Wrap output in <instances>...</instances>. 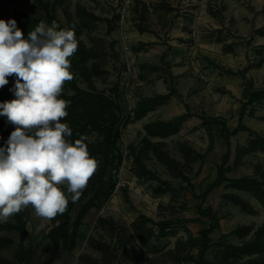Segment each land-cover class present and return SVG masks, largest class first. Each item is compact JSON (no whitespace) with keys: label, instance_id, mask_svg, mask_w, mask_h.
Here are the masks:
<instances>
[{"label":"rangeland","instance_id":"1","mask_svg":"<svg viewBox=\"0 0 264 264\" xmlns=\"http://www.w3.org/2000/svg\"><path fill=\"white\" fill-rule=\"evenodd\" d=\"M44 1L56 6L58 20L74 28L76 38L89 51V60L76 70L78 85L117 103L122 110L120 119L132 117L109 149L104 146L106 118H93L91 112L78 109L61 120L72 129V142L82 135L87 137L89 155L99 161V166L72 211L75 218L80 208L94 198V206L82 219L76 246L70 252L61 250L52 264H197L184 257L198 252L188 242L190 236H199L202 227V223L194 221L199 217L198 202L189 193L179 191L178 185L187 184L184 175L194 191L202 193L215 179L225 151L220 125H211L210 135L201 116L223 117L233 128L244 108L243 123L264 134V94L243 107L250 84L264 89V37L253 33L255 23L250 24L245 15L241 20L249 24L248 28L237 25V15H230L227 26L223 20L221 28H205L200 13L183 10H195L199 0L188 1L187 6L184 0H133L124 20L119 15L121 0ZM84 10L101 19L88 17ZM17 12L36 19L23 27L17 25L25 38L41 21L51 26L36 0H0V19H13ZM153 66L161 69L154 70ZM8 80L13 88L16 77ZM170 87L180 94H173L143 118L133 119L141 100L167 93ZM74 94L66 81L59 98L72 101ZM15 98L13 93L11 100ZM188 109L192 115L175 134H147V123L172 119ZM15 127L0 116V132L5 131L3 147ZM250 138L248 131L231 137L232 154L226 175L229 179L248 176L264 182V153H246L242 149ZM136 156L159 179L138 175ZM160 179L172 182L175 190L158 193ZM61 186L70 196L67 186ZM234 196L242 198L248 208ZM263 202L264 195L258 198L230 181L208 195L206 205L218 219L206 253L209 264H225L226 245L240 246L253 239L254 231L264 224ZM17 214L19 219L12 216L7 221L19 223L24 231L0 227V236L12 239L9 246L0 249V264H44L52 249L49 233L59 223V214L52 220L44 219L35 214L31 205ZM142 215L155 222L181 218L192 221L175 224L167 236L161 237L155 224L139 221ZM202 221L208 223L207 218ZM247 226L252 229L249 235L237 232ZM236 256L231 260L245 262L250 258L240 252Z\"/></svg>","mask_w":264,"mask_h":264},{"label":"clouds","instance_id":"2","mask_svg":"<svg viewBox=\"0 0 264 264\" xmlns=\"http://www.w3.org/2000/svg\"><path fill=\"white\" fill-rule=\"evenodd\" d=\"M78 49L74 28L41 21L27 38L15 19H0V89L15 76V99L0 103V116L15 125L0 147V222L31 205L38 217L63 214L69 199L80 200L99 161L91 157L81 136L61 120L71 101L60 99L73 79L69 58Z\"/></svg>","mask_w":264,"mask_h":264},{"label":"trees","instance_id":"3","mask_svg":"<svg viewBox=\"0 0 264 264\" xmlns=\"http://www.w3.org/2000/svg\"><path fill=\"white\" fill-rule=\"evenodd\" d=\"M39 8L44 11L46 16V21L51 24L52 21H56L60 28H67L62 24L56 15V6L54 4H49L44 0H36ZM64 2L65 0H59V2ZM85 15L95 20H100L98 16L93 13H88L84 10ZM13 19L17 21V25L23 27L29 21L35 22L36 19L27 13L17 12L14 14ZM110 22V21H109ZM113 28L110 27L109 31ZM253 33L256 35L264 36V26L256 28L253 30ZM78 41V49L72 56L70 63V71L73 74V79L70 82L71 88L74 90L75 94L73 95L71 104L66 108L67 112H74L78 109L84 112H91L93 118H106L107 127L103 130L104 134V146L109 149L115 143V140L120 137V129L124 127L131 119V115H126L120 119L122 114L121 107L115 103L110 98L106 97L101 93H92L82 89L76 79V70L81 65L85 64L89 60V51L87 50L85 44L82 41ZM154 70L161 69L159 66H153ZM231 74L241 73L240 71L234 72L230 71ZM171 74L169 77L171 78ZM11 84L5 85L0 89V102L10 101L13 97V92ZM173 94H180L175 87H170L169 91L164 94H156L152 97H147L141 100L138 107L134 111L133 119L139 120L146 116V114L154 110L157 106L164 104ZM264 94V89H255L252 84L249 85L247 90V101L243 102V107L250 105L260 99ZM189 109L176 117H173L169 120H157L154 122H149L145 125V130L150 136H160L167 137L172 134H175L181 124L191 116ZM244 117V108L239 111L237 118V125L231 127L228 125L227 120L220 116H201L203 126L208 130L209 134L212 135L210 126L213 124L220 125V133L225 141V151L221 156L220 163L217 165L216 177L215 179L208 183L202 193L197 194L194 191V186L192 182L183 175V179L187 182L186 185L179 184L178 190L182 192L189 193L194 199L197 200L196 210L199 215L198 218L194 221L202 223V227L199 229L198 237L190 236L188 242L191 247H197L198 252L196 256L187 255L184 257L185 261H193L197 264H209L206 259V253L211 247V237L210 234L218 228V219L215 215V212L210 206L206 205V199L208 195L217 187L221 186L224 182L230 181L234 185H237L243 189L253 192L258 198H261V195H264V182L259 181L255 177L244 176L241 178L229 179L226 175L227 165L231 159L232 154V143L231 137L240 131H248L250 134V140L248 145L243 149L244 152H263L264 153V134L257 132L256 130L248 127L243 123ZM96 120V119H95ZM5 133L4 130L0 132V147H3L2 144V134ZM95 147V146H93ZM196 156L205 159V156L200 153H196ZM135 163L138 166V175L146 176L149 179H159L154 172L148 169L141 161L140 157L136 156ZM160 185L156 189L158 193H166L168 191H174L175 188L173 183L167 180L160 179ZM61 190H63V187ZM100 193V192H99ZM66 194V193H65ZM66 196H68L66 194ZM98 196V193L96 194ZM69 203L66 211L63 214H59V223L52 227L49 233V238L52 243L51 253L44 262V264H52L56 259L61 250L72 251L76 246V241L78 237V230L81 225L82 219L88 213V211L94 206L95 200L87 201L78 211L75 218L72 217V211L74 210L75 204L71 201L70 196H68ZM234 200L242 203L245 209L248 208V204L243 201L242 198L234 196ZM264 203V202H263ZM15 218L19 219L18 214L13 215ZM203 218H207L208 223L203 222ZM143 222H151L158 227V235L165 237L169 234L172 227L177 223H186L192 220L190 219H170V220H161L155 222L154 220L142 215L140 220ZM0 227L7 228L9 230H18L23 232V226H20L19 223L13 222H0ZM237 229V232H242V235H249L252 232L250 227H244ZM150 233H153V230H150ZM12 239L4 236H0V249L7 247L11 244ZM244 253L250 256L245 262H239L237 259H232L230 257H237V253ZM225 264H264V224L254 231L253 239L249 242L244 243L240 246L236 245H226L223 256Z\"/></svg>","mask_w":264,"mask_h":264},{"label":"crops","instance_id":"4","mask_svg":"<svg viewBox=\"0 0 264 264\" xmlns=\"http://www.w3.org/2000/svg\"><path fill=\"white\" fill-rule=\"evenodd\" d=\"M186 6L190 3V0H184ZM192 1V0H191ZM199 6L195 8L186 9L188 11H195L196 14H201L202 23L207 29H214L223 27L222 21L225 20V26L230 21V15H237V25L242 24L241 15H245L250 19V24L254 21L255 29L264 26V0H199ZM259 36V35H257ZM264 37V36H260Z\"/></svg>","mask_w":264,"mask_h":264},{"label":"built area","instance_id":"5","mask_svg":"<svg viewBox=\"0 0 264 264\" xmlns=\"http://www.w3.org/2000/svg\"><path fill=\"white\" fill-rule=\"evenodd\" d=\"M132 3H133V0H121L120 7H119V15L121 16L122 20H124Z\"/></svg>","mask_w":264,"mask_h":264}]
</instances>
